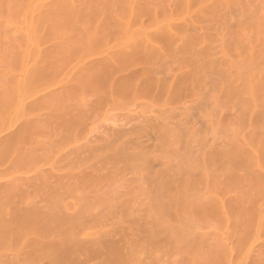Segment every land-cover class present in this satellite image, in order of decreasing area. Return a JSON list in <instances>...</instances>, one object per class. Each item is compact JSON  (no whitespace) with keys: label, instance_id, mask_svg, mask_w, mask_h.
I'll return each instance as SVG.
<instances>
[{"label":"rangeland","instance_id":"rangeland-1","mask_svg":"<svg viewBox=\"0 0 264 264\" xmlns=\"http://www.w3.org/2000/svg\"><path fill=\"white\" fill-rule=\"evenodd\" d=\"M48 1L54 0L26 3L38 7ZM117 1L103 7L99 0H65L85 10L74 13L83 21L62 12L55 16L58 21L45 19L43 24L33 16L36 9L22 6L24 12L20 6L8 14L3 7L0 33L7 31L5 37L11 39L0 35L5 39L0 37V223L6 216L15 224L9 225L11 230L0 229V264H202L211 248L218 264H264V133L257 134L262 130L255 118L264 110V91L256 90L252 99L245 90L230 96L208 77L193 75L188 70L200 62L173 51L169 30L154 21L153 0ZM28 17L40 25L32 24V29ZM175 19L170 23L180 34L183 20L176 24ZM66 20L74 22L58 24ZM74 28L79 34L85 28L87 37L76 33L81 41L60 49L57 44L64 41L59 40L67 43L76 36ZM46 51L57 55L55 63L53 53L46 59ZM96 59L114 70L103 67L101 73L111 75L81 78L80 65ZM42 64L51 69L42 70ZM40 65L42 73L37 71ZM121 73L129 75L124 83L131 79L122 84L126 89L111 83L114 75L123 80ZM66 111L81 115L72 114V122L67 121ZM161 114L167 118H159ZM9 134H14L11 139L1 140ZM254 173L259 181L251 177ZM24 204L34 214L19 223L16 209ZM54 211L72 215L62 233ZM175 223H191L184 237L172 234ZM58 233L81 240V245L68 241L63 246L54 238ZM33 241L39 244L36 248Z\"/></svg>","mask_w":264,"mask_h":264},{"label":"bare ground","instance_id":"bare-ground-1","mask_svg":"<svg viewBox=\"0 0 264 264\" xmlns=\"http://www.w3.org/2000/svg\"><path fill=\"white\" fill-rule=\"evenodd\" d=\"M26 1L27 0H0V8L2 9L3 7H6L7 8V12H5V13H8V10H9V12H14V11H12V10H16L17 8L16 7H22V6H24V7H26L28 10H35V13H36V15H33L34 17H35V20H37L40 24H43L44 22H40V21H45V19H47V20H49V19H55V21H58L57 19H56V17L55 16H57L58 14H60V13H62V12H66V14H68L69 12L72 14H70L71 15V17H73L75 14H79V13H81V12H85V10L84 9H81V7L80 6H76V8H74V7H72L69 3L67 4L66 2H65V0H54L53 2H50V1H48V4H45V3H47V1L45 2V3H40L39 5H42V6H36L35 5V7H32L33 5H31L29 2L28 3H26ZM116 1L117 0H99V2H101L102 3V5H103V7H108V6H110L111 4H113V3H116ZM119 1V0H118ZM117 1V2H118ZM130 1V0H129ZM40 2V1H39ZM43 2V1H42ZM50 2V3H49ZM36 3H38V2H36ZM152 4H153V7H152V10H153V17H154V21H155V23L156 24H164L165 25V28H167V30H169L168 32H170L169 34V40L168 41H170V43H169V45H170V47L171 48H173V51L174 52H176V53H180L179 51H181V53H183V56L185 55V56H187V57H189V58H191V59H194L195 61H198V62H200V65H199V67L197 66V67H194L193 68V70L191 71V70H188V71H190L193 75H195V73H196V75L198 74V75H200V74H202L203 76H205V77H208L209 79H210V83H211V85L212 86H214V87H217V88H219V89H228V90H225L226 92H228V93H230V96H231V94L233 95H239V92L241 93L242 91H248V92H250V98L252 99V98H254L255 96V92H256V90H260V89H262L263 91H264V0H153V2H152ZM31 5V6H30ZM38 5V4H37ZM29 6H30V9H29ZM24 7H22V9L21 8H19V9H21V11H23L24 10ZM31 7L32 8H34V9H31ZM89 7V6H88ZM0 9V10H1ZM26 9V10H27ZM6 9L5 8H3L2 9V11L0 12V14L3 12V11H5ZM17 11V10H16ZM15 11V13L18 15L19 13H17ZM75 11V12H74ZM19 12H20V10H19ZM24 12H25V10H24ZM26 13L27 14H29L30 16L32 15L31 14V11L30 12H27L26 11ZM25 13V15H26V17H27V14ZM33 13V12H32ZM34 13V14H35ZM75 13V14H74ZM9 14V13H8ZM13 16H15L16 17V14H14V13H11ZM67 15V17H69L70 15ZM74 14V15H73ZM12 15H10V17L12 16ZM28 15V16H29ZM12 16V17H13ZM32 16V17H33ZM76 16V15H75ZM80 16V17H79ZM79 16H76V18L74 19V18H72V20H75L76 21V19H77V21L79 20V21H81L82 20V16L81 15H79ZM26 17H25V20H26ZM77 17H79V18H81V20L80 19H78ZM175 17H177V18H179L178 20L177 19H175ZM31 18V17H30ZM29 17L27 18V19H29L30 21H28V22H30L29 23V27H31V26H36V27H38L40 24L38 23V22H36V21H34V22H36V23H38V24H34V23H31V21H33V18L32 19H30ZM175 19V23L176 24H178V22L180 23V19L181 20H183V24L182 23H180V24H182L181 26H180V29H182V32L181 31H178V33L179 32H181L180 34H177L176 33V31H177V29H176V27H177V25L176 26H174L173 24H171L170 22L172 21V20H174ZM69 20L71 21V19L69 18ZM70 21H68L67 22V20H66V22L64 21V22H58V24L59 25H63L64 23H67L66 25H72V22H74V21H72V22H70ZM78 21V22H79ZM83 21V20H82ZM16 22V21H15ZM18 22V21H17ZM16 22V23H17ZM20 22V21H19ZM22 22V21H21ZM70 22V23H69ZM182 22V21H181ZM14 23V22H13ZM26 23V22H25ZM69 23V24H68ZM22 24V23H21ZM32 24H34V25H32ZM15 25H18L19 26V23L18 24H14V26ZM23 25V24H22ZM21 25V26H22ZM38 25V26H37ZM164 25H161V27L162 26H164ZM18 26H16V30H18ZM20 26V27H21ZM35 26L33 27V28H35ZM28 27V26H27ZM73 27H75V26H73ZM72 27V28H73ZM87 27H89V26H87ZM87 27H86V29H87ZM32 28V27H31ZM32 28V29H33ZM21 29H22V27H21ZM28 29H30V28H28ZM75 29H77V28H74V33H72V34H78V36H81V38H83V35H81V33L83 34L84 33V37H87V35L89 34V30H90V27H89V29H87V35L85 36V34H86V30H85V28H83L82 30H83V32H81L80 31V34L78 33V30H77V32L75 31ZM179 29V30H180ZM16 30H14L13 32H15ZM176 30V31H175ZM19 31H21V30H19ZM18 31V32H19ZM4 32H5V30H4ZM7 32V31H6ZM6 32L5 33H3V31H2V33H0V35L1 34H4V37H5V34H6ZM11 33V34H14L13 35V37H16V35L17 34H15V33ZM17 32V31H16ZM10 32H8L7 34H9ZM77 34H76V36L74 37V35H71L72 37H74L73 39H72V37L70 36V38L69 39H71V41L69 42V40H67V43L65 42V40H63V39H61V40H59V42L60 41H62V43H63V41H64V43H66V44H61V43H58L57 45H61V48L60 47H58V50H59V48L60 49H63L64 50V47L62 46V45H64V46H68L69 45V43H70V45H77V41L75 42V40H77L78 39V36H77ZM92 34V33H91ZM91 34H89L88 35V37L91 35ZM0 37H2V36H0ZM4 37H2L3 39H4ZM7 37V38H6ZM6 37H5V39H8V41L10 42V39H11V37L10 38H8L9 37V35H6ZM17 38V39H16ZM15 39V42L18 40V36L16 37ZM81 38H79V39H81ZM4 39V40H5ZM78 39V41H81V40H79ZM14 41V40H13ZM12 41V42H13ZM72 41H74L75 42V44L74 43H72ZM11 42V43H12ZM15 42H13L12 44H14ZM17 42H19V41H17ZM11 43H8L10 46H11ZM81 43V42H80ZM18 44V43H17ZM16 44V45H17ZM15 45V44H14ZM57 45H56V47H57ZM146 46V50H148V46L147 45H145ZM144 46V47H145ZM179 46H180V48H179ZM63 47V48H62ZM51 48V47H50ZM53 48V47H52ZM66 48V47H65ZM53 50V49H52ZM56 50V49H55ZM57 50V51H58ZM145 50V51H146ZM49 51H51V49L49 50ZM149 51V50H148ZM172 51V52H173ZM11 52H13V51H11ZM47 52V51H46ZM59 52H61V51H59ZM48 54H46L45 56H46V59H48V58H50L49 56V53H53V52H47ZM120 53V52H119ZM119 53H117V54H119ZM180 53V54H181ZM12 55H13V53H11ZM57 54V53H56ZM122 54V53H121ZM121 54H119V55H121ZM123 54H125V53H123ZM122 54V57L124 56ZM53 55V59H51L54 63H55V58H54V55H55V53H53L52 54ZM52 55H51V57H52ZM14 56V55H13ZM56 57H57V55H55ZM58 56H59V54H58ZM118 56V55H117ZM60 57H61V55H60ZM112 57V56H111ZM110 57V58H111ZM116 57V56H115ZM127 56H124V58H126ZM45 58V57H44ZM109 58V57H108ZM116 58H118V57H116ZM185 58V57H184ZM119 59H120V57H119ZM118 59V60H119ZM122 59V58H121ZM51 60H48V63H49V61L51 62ZM97 60H99L100 61V63L99 62H97ZM102 59H96L95 61H91V62H89V64H82V65H80V66H83L82 67V70L80 71L79 69L81 68L80 66V68L77 70L79 73H80V75L82 76H80L81 78H83L84 79V77H85V79L87 80L88 79V77H89V80L90 79H98V78H101V77H99V76H101V75H105L104 73H107L108 71H110L112 68L108 65V64H105V65H108L109 66V68H108V66H106L107 68H105V65L103 64V62H104V60H103V62L101 61ZM118 60L116 61V60H114L115 62H118ZM43 61H45V60H43ZM47 61V60H46ZM46 61L45 62H43V64H45L46 63ZM111 61V60H110ZM113 61V62H114ZM188 61V60H187ZM186 61V62H187ZM224 61H227V65L226 66H223L224 64H223V62ZM120 62H122V61H120ZM57 63V62H56ZM102 63V64H101ZM36 64V63H35ZM40 64V63H39ZM43 64H42V67H43ZM51 64V63H50ZM53 64V63H52ZM51 64V65H52ZM115 64V63H114ZM120 64V63H119ZM37 65V64H36ZM46 65H47V63H46ZM46 65H44V67L42 68L41 67V65H40V68H38L37 67V69H39V70H37L38 72H40V73H42V70H44L45 69V67H46ZM50 65V66H51ZM54 65V64H53ZM53 65L51 66V67H53ZM112 65H113V63H112ZM116 65V64H115ZM120 66V65H119ZM188 66H191V65H188ZM48 67V68H47ZM46 68L48 69V70H50L51 68L49 67V65L47 66ZM104 67V68H103ZM41 68H42V70H41ZM50 68V69H49ZM102 68L105 70V69H107L108 71L107 72H102L101 73V70H102ZM118 68V67H117ZM121 68V67H120ZM119 68V69H120ZM192 68V67H191ZM190 68V69H191ZM27 69V68H26ZM118 69V70H119ZM122 69V68H121ZM36 70V69H35ZM123 70V69H122ZM114 71V70H113ZM113 71H110V72H113ZM121 71V70H120ZM185 71V70H184ZM48 72V71H47ZM51 72V71H50ZM77 72V73H78ZM110 72H108V75H111V73ZM138 72V71H137ZM144 72V75L146 74V76L145 77H149V74H148V72H146V71H143ZM146 72V73H145ZM186 72V71H185ZM185 72H183V73H185ZM37 73V72H36ZM40 73L38 74V76L40 75ZM43 73H44V71H43ZM188 73V72H187ZM186 73V74H187ZM29 74V73H28ZM35 74V73H34ZM100 74V75H99ZM122 74L123 73H121V76H122ZM148 74V75H147ZM42 75V74H41ZM44 75V74H43ZM77 75V74H76ZM97 75H99L98 76V78H95V77H97ZM107 75V74H106ZM106 75L104 76V77H106ZM107 75V76H108ZM135 76H137L136 74H134ZM140 75V74H139ZM188 75V74H187ZM192 75V76H193ZM84 76V77H83ZM123 76H124V74H123ZM122 76V77H123ZM191 76V75H190ZM78 77V76H77ZM87 77V78H86ZM103 77V78H104ZM114 77V80L112 79ZM113 77H111V79H112V81L114 82H112L111 81V83L113 84V85H115V86H117L119 89H121L122 87H123V81H125V78L126 77H129V75H126V77H123L124 79L123 80H121V81H119L118 79L120 78V75L118 76V75H114ZM116 77V78H115ZM130 77H133V76H130ZM135 78V77H134ZM133 78V79H134ZM136 78H138V77H136ZM135 78V79H136ZM192 78V77H191ZM82 79V80H83ZM116 79V80H115ZM121 79V78H120ZM130 78H128L127 80H126V82L124 83V84H126L127 82H128V80H129ZM159 79H161V78H159ZM158 79V81L157 82H160V80ZM118 80V81H117ZM131 80V79H130ZM163 80V79H162ZM117 81V82H116ZM140 81V80H139ZM10 82V81H9ZM119 82V83H118ZM130 82V81H129ZM138 81H136V83H135V85L136 84H138L137 85V87H139V85L141 86V84H139V83H141V81L139 82V83H137ZM237 82V83H236ZM6 83H7V81H6ZM121 83V84H120ZM130 83H133V85H134V81H131ZM129 83H127V85H128ZM121 85H122V87H121ZM126 85V87H128V88H130V87H133L132 86V84H131V86L129 85V86H127ZM135 85H134V87H135ZM6 87H7V85H5ZM9 86V85H8ZM12 86V85H11ZM11 86H9L10 88H11ZM121 87V88H120ZM69 88V87H68ZM125 87H123V89H124ZM126 89V88H125ZM8 91H9V89H8ZM66 91V90H65ZM5 92H6V90H5ZM54 92V91H53ZM55 92H56V90H55ZM2 93V92H1ZM8 93H10V92H8ZM12 93V92H11ZM244 93V92H243ZM242 93V94H243ZM264 93V92H263ZM7 96V98H9V94H7V93H5ZM47 94H48V92H47ZM46 94V95H47ZM57 94V93H56ZM262 94V93H261ZM55 95V94H54ZM59 95V94H58ZM263 95V94H262ZM2 96V95H1ZM254 96V97H253ZM11 97V96H10ZM54 97V96H53ZM11 99V98H10ZM10 99H8V100H10ZM7 100V99H6ZM7 100V101H8ZM19 101H21V100H19ZM18 101V102H19ZM253 109V108H252ZM255 109V108H254ZM76 110V109H75ZM78 110V109H77ZM70 111V110H69ZM79 111V110H78ZM254 111H256V110H254ZM253 111V112H254ZM65 112V111H64ZM67 113V117H69V118H66V116H65V118H66V120L67 121H69V120H71V122H72V119H70V117H71V115L72 114H74V116L77 114L78 116H75V117H78L79 118V112H76V111H72L73 113H71V114H69V112L68 111H66ZM76 113V114H75ZM255 113V112H254ZM250 114H251V112H250ZM64 115H65V113H64ZM81 115V114H80ZM162 115H163V117L165 116V119L167 118L166 117V115L165 114H161L160 116H159V118L160 117H162ZM255 115V114H254ZM254 115L253 114H251V116H250V118L251 117H254ZM256 117V119L258 120V121H260V125H259V132L260 133H257V134H261V133H264V110L262 109L261 111H260V109L256 112V115H255ZM54 117V116H53ZM53 117H51V118H53ZM75 117L73 118V120L75 119ZM62 118V117H61ZM81 118V117H80ZM58 119V118H57ZM64 119V118H63ZM133 119V118H132ZM136 120L138 119L137 117L135 118ZM135 119H133V121H136ZM143 119H144V117H143ZM164 119V118H163ZM54 120V119H53ZM65 120V119H64ZM65 120V122H66V124L68 125V123L69 122H67ZM77 120V119H76ZM162 119H160V121H161ZM61 121H63V120H61ZM75 121V120H74ZM139 121V119L137 120V122ZM147 121V120H146ZM163 121V120H162ZM26 122V121H25ZM24 122V123H25ZM60 122V121H59ZM58 122V123H59ZM64 122V123H65ZM81 122V121H80ZM132 122V121H131ZM141 122V121H140ZM139 122V123H140ZM164 122H166L165 120H164ZM255 122V121H254ZM254 122H252V123H254ZM23 123V124H24ZM27 123V122H26ZM29 123V122H28ZM62 123V122H61ZM61 123H60V125H61ZM64 123H62V125L64 124ZM79 123V122H78ZM256 124H257V122H255ZM255 123H254V125H255ZM70 125H71V123H69ZM72 124H75V123H72ZM81 124V123H80ZM133 124H134V122H133ZM166 124V123H165ZM59 125V124H58ZM134 125H136V124H134ZM161 125H162V123H161ZM253 124H251V126H252ZM258 125V124H257ZM24 126V125H23ZM63 126H66V125H63ZM163 126H164V123H163ZM256 126V125H255ZM60 127V126H59ZM132 127H133V125H132ZM135 127V126H134ZM133 127V128H134ZM57 128H58V126H57ZM68 128H69V126H68ZM118 128V127H117ZM122 128V127H121ZM251 128V127H250ZM253 128V127H252ZM251 128V129H252ZM23 129H25L24 127H23ZM119 129V128H118ZM129 129V128H128ZM250 129V130H251ZM254 129H255V127H254ZM19 130V129H18ZM21 130V129H20ZM115 130V129H114ZM121 130V129H120ZM16 132V131H15ZM62 132H63V130H62ZM114 132V131H113ZM251 132V131H250ZM251 133H254V132H251ZM12 134V133H11ZM254 134H256V133H254ZM14 135V134H13ZM13 135H10L9 134V136L7 137L6 135H5V137H7V138H2L1 140L2 141H6L8 138H10L11 139V137L13 136ZM253 135V134H252ZM264 136V135H263ZM262 136V137H263ZM254 137H255V135H254ZM257 137H259V136H257ZM257 139V138H256ZM99 140V139H98ZM261 140V139H260ZM263 141V140H262ZM261 141V142H262ZM258 144V143H257ZM260 146H262L261 148H263L264 149V141H263V143H262V145H260ZM256 148V147H255ZM253 150V149H252ZM263 152H264V150H262ZM253 152H255V150H253ZM252 152V153H253ZM258 152H256V154H257ZM259 155V154H258ZM123 156V155H122ZM254 156V155H253ZM125 157V156H124ZM263 158V157H262ZM124 159H126V158H124ZM133 164V163H132ZM133 166V165H132ZM137 167V166H136ZM135 168H133V170H134ZM137 169V168H136ZM140 169V168H139ZM103 170V169H102ZM140 171V170H139ZM98 172V171H97ZM96 172V173H97ZM104 172V171H103ZM106 172V171H105ZM134 172H135V170H134ZM147 172V171H146ZM253 173V172H252ZM99 174H100V172H99ZM137 174V173H136ZM146 174V173H145ZM149 174H150V172H149ZM257 173H254L253 174V176L251 175V177L253 178V177H255V176H257V177H259V179H260V176H258V175H256ZM101 175V174H100ZM102 175H104V174H102ZM152 175V174H151ZM255 175V176H254ZM78 176V175H77ZM80 176V175H79ZM86 176H87V174H86ZM89 176V175H88ZM147 176V175H146ZM164 176H166V175H164ZM156 177V176H155ZM163 177V176H162ZM85 178V177H84ZM152 178H154V177H152ZM159 178H160V175L158 176V178H154V181H159ZM256 178V177H255ZM253 179L254 181L257 179L258 181H259V179L258 178H256V179ZM65 179V178H64ZM81 179H82V177H81ZM263 179H264V177H263ZM142 180V179H141ZM250 180H251V178H250ZM84 181H86V180H84ZM143 181V180H142ZM162 181V180H161ZM253 181V182H254ZM258 181H256V183H257V185L259 184V183H262V181L260 180V182L258 183ZM253 182H252V184H253ZM264 182V181H263ZM63 183V182H62ZM69 183V182H68ZM140 183H144V181L143 182H141L140 181ZM160 183V182H159ZM250 183H251V181H250ZM255 182H254V186L255 187H257V189H258V187L259 186H257V185H255L256 184ZM28 184H29V182H28ZM161 184V183H160ZM160 184H158V185H160ZM163 184V183H162ZM144 185V184H143ZM142 185V186H143ZM157 185V184H156ZM251 185V184H250ZM260 185H262V184H260ZM54 186V185H53ZM57 186V185H56ZM56 186H54V187H56ZM145 187H143V188H147L146 187V185H144ZM154 186V185H153ZM160 186H162V185H160ZM51 187V186H50ZM251 187V186H250ZM255 187H251V188H254V190L256 189ZM260 187H262L261 189H263V185L262 186H260ZM57 188V187H56ZM56 188L55 189H53V192H54V190H56ZM164 188V187H163ZM58 189V188H57ZM157 189V188H156ZM260 189V188H259ZM258 189V190H259ZM65 190H67V189H65ZM135 190V189H134ZM150 190H152V189H149L148 188V191H150ZM156 191V190H155ZM137 192V191H136ZM153 192V191H152ZM63 193V192H62ZM141 193V192H140ZM150 193V192H149ZM255 193H256V191H255ZM260 193V192H259ZM56 194V193H55ZM150 194H152V193H150ZM256 194H258V193H256ZM146 195V194H145ZM156 195H157V193H156ZM49 196V195H48ZM149 196V195H148ZM85 197V196H84ZM83 197V198H84ZM156 197V196H155ZM57 198H59V197H57ZM80 198H82V196L80 197ZM148 198V197H147ZM149 198H150V196H149ZM161 198V197H160ZM138 199V198H137ZM44 201V200H43ZM45 202V201H44ZM31 204V203H30ZM53 204V203H52ZM23 205V204H22ZM25 205V207H23V206H20V209L18 210V209H16L18 212H16V215H15V213H13L15 216H16V218H14L15 216L14 215H12L13 216V218L15 219V221H17L19 218L20 219H22V218H25L28 214H32L30 211H29V207L28 208H26L27 207V205L26 204H24ZM16 206H18V205H15V207ZM19 206H18V208H19ZM57 207V206H56ZM24 208H25V210L26 209H28V212H26L25 210H24ZM45 208H47V207H45ZM53 208V207H52ZM55 208V207H54ZM53 208V209H54ZM58 208V207H57ZM14 210H15V208H13ZM23 209V210H22ZM31 209V208H30ZM33 209V208H32ZM66 209V208H65ZM56 210V209H55ZM13 211V210H12ZM11 211V212H12ZM59 211V210H58ZM58 211H56V213H55V211H54V214H52L53 215V217H54V219L53 220H55V218L56 217H59L60 216V214L61 213H59ZM33 212V211H32ZM85 212V211H84ZM10 213V212H9ZM8 213V214H9ZM69 213V212H68ZM8 214H7V216H8ZM33 214H34V212H33ZM32 214V215H33ZM83 214V213H82ZM62 215V214H61ZM5 216V215H4ZM10 216V215H9ZM37 216V215H36ZM18 217V218H17ZM29 217V216H28ZM31 217V216H30ZM71 217V218H70ZM60 216L59 218H56V221H57V219L59 220V224L58 225H60L59 227H60V229H59V227H58V229L57 228H55V230L57 229V231H59L60 233H62L63 232V229L65 228V225H68V224H70L71 222H72V220H73V218H72V215L71 216ZM5 218V222L6 221H8V223H6V227H4L5 225V222H2V224L0 223V229L2 228V229H4L5 230V228H8V229H10L11 230V228L12 227H10L11 225H12V223L13 224H15L14 223V220L11 222V224L9 223L10 222V220H11V217L9 218V217H7L6 218V216L4 217ZM37 218V217H36ZM1 219V218H0ZM7 219V220H6ZM17 219V220H16ZM18 220L19 221V223L21 222V220ZM52 219V218H51ZM4 220V219H3ZM3 220H1V221H3ZM23 220V222H21V223H25L24 222V219H22ZM28 220H30V219H28ZM17 221V222H18ZM26 221H27V217H26ZM188 221V220H187ZM58 222V221H57ZM57 222H55L56 224H57ZM189 222V221H188ZM184 223V222H183ZM7 224H8V226L9 227H7ZM17 224V223H16ZM176 224V223H175ZM188 224L189 223H187V226H188ZM191 224V223H190ZM189 224V225H190ZM1 225H4V226H2L1 227ZM170 225H172V224H169L168 226H170ZM13 226V225H12ZM18 226V225H17ZM31 226V225H30ZM56 226V225H55ZM186 225H180V223H179V225L177 226V224H176V227H177V229H176V232H175V229L174 228H171L173 231H172V234H173V232H174V234L173 235H175L174 237H178V238H180V237H184L183 235H185L184 233L185 232H188L190 229V226H188L187 227ZM4 227V228H3ZM33 227V226H32ZM150 227V226H149ZM158 227V226H157ZM50 228V227H49ZM192 228H194V227H192L191 226V229ZM48 229V228H47ZM151 229H153V227L151 228ZM156 229V228H155ZM166 229V228H165ZM7 230V229H6ZM68 230V229H67ZM194 230V229H193ZM192 230V231H193ZM22 231H23V229H22ZM73 232H74V230H72ZM155 231V230H154ZM163 231V230H162ZM65 232V231H64ZM68 232V231H67ZM157 232V231H156ZM191 232V231H190ZM2 232H0V234H1ZM24 233V232H23ZM53 233H54V230H53ZM60 233H58V234H56V236H54V238L56 237V238H58L59 239V241L61 242V243H63V246L65 245L64 244V242L66 243H68V241H69V245H71V244H73V245H75V246H77V247H79L78 245H81L80 244V242H81V240H79L78 241V239L76 240V238H74L73 236H71V237H73L72 238V240H69V239H71V237H66L65 238V236L63 235V234H65V233H63V234H60ZM71 233V232H70ZM153 234V233H152ZM162 234V233H161ZM191 234V233H190ZM2 235V234H1ZM1 235H0V237H1ZM6 235V234H5ZM58 235V236H57ZM74 235V234H73ZM177 235V236H176ZM187 235V234H186ZM69 236V235H68ZM190 236V235H189ZM188 236V237H189ZM192 236V235H191ZM79 237V236H78ZM2 238V237H1ZM79 238H81V237H79ZM82 238H84V237H82ZM81 238V239H82ZM96 238V237H95ZM74 239V240H73ZM93 239V238H92ZM99 239V238H98ZM97 239V240H98ZM184 239V238H183ZM36 240V239H35ZM50 240V239H49ZM57 240V239H56ZM180 240V239H179ZM27 241V240H26ZM25 241V242H26ZM28 241H30V240H28ZM27 241V242H28ZM73 242V243H71L70 244V242ZM77 241V243H75ZM92 241V240H91ZM90 241V242H91ZM186 241V240H185ZM184 241V242H185ZM31 242V241H30ZM47 242H49V241H47ZM95 242V241H94ZM93 242V243H94ZM53 243H54V241H53ZM75 243V244H74ZM84 243V242H83ZM85 243H86V241H85ZM96 244H97V242H95ZM99 243V242H98ZM43 244V243H42ZM50 244H51V242H50ZM49 244V245H50ZM58 244H59V242H58ZM78 244V245H77ZM91 244H92V242H91ZM30 245V244H29ZM31 245H35L34 247L36 248V245H39L38 243H35L34 244V241H33V244H31ZM48 245V246H49ZM54 245V247L53 248H56V246H58V245H56V244H53ZM52 245V246H53ZM56 245V246H55ZM62 245V244H61ZM61 245H59V246H61ZM40 246H42V245H40ZM58 246V248L57 249H60V247ZM67 246V245H66ZM65 246V248H67ZM85 246V245H84ZM83 246V247H84ZM51 247V246H50ZM74 247V246H73ZM27 248V247H26ZM32 248H33V246H32ZM61 248H62V246H61ZM38 249V248H37ZM56 249V250H57ZM76 249V248H75ZM55 250V252H58V251H56ZM71 250V249H70ZM69 250V251H70ZM74 250V249H73ZM33 251H34V248H33ZM52 251H54V250H52ZM51 251V252H52ZM208 251H210V252H205L204 254V256H202V260H203V263L202 264H218V263H220V261H219V259H217V258H219V256L218 257H216L217 256V254H213L211 251H212V248L211 249H209ZM62 252L63 251H61L60 252V250H59V252L58 253H60L59 255L60 256H63V254L65 253V252H63V254H62ZM115 253H118V252H115ZM51 254V253H50ZM56 254V253H55ZM260 254H261V251H260ZM54 255V254H53ZM65 255V254H64ZM120 255V254H119ZM51 256V255H50ZM58 255L56 254V257H57ZM116 258H118L117 256H116V254L114 255ZM121 256V255H120ZM68 257V256H67ZM57 259H58V257H57ZM120 259H121V257H120ZM117 261H118V259H116ZM122 260V259H121ZM201 260V261H202ZM65 261V260H64ZM219 261V262H218ZM53 263H55V262H53Z\"/></svg>","mask_w":264,"mask_h":264}]
</instances>
